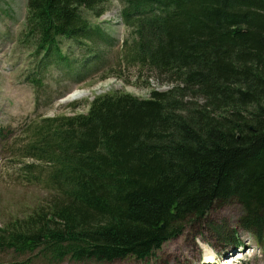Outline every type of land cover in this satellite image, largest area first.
<instances>
[{
  "label": "trees",
  "instance_id": "1",
  "mask_svg": "<svg viewBox=\"0 0 264 264\" xmlns=\"http://www.w3.org/2000/svg\"><path fill=\"white\" fill-rule=\"evenodd\" d=\"M110 1L27 0L22 43L36 87L52 67L76 78L103 62L114 39L93 19ZM119 1L130 29L120 65L172 87L148 98L111 91L86 113L32 122L24 156L47 168L26 164V179L44 181L53 197L0 227V251L48 263L144 260L234 200L264 254V0ZM237 233L221 235L240 245Z\"/></svg>",
  "mask_w": 264,
  "mask_h": 264
},
{
  "label": "rangeland",
  "instance_id": "2",
  "mask_svg": "<svg viewBox=\"0 0 264 264\" xmlns=\"http://www.w3.org/2000/svg\"><path fill=\"white\" fill-rule=\"evenodd\" d=\"M121 8L119 0H112L106 12L99 19H93L95 25L102 26L114 39L113 45L102 48L105 59L99 66L90 74L76 78L64 68L52 67L46 72L44 86L36 87L30 81L36 73V60L31 55L32 50L22 43L27 0H0V227L28 216L38 207L50 203L53 197L54 191L44 181L32 183L26 179V164L39 165L37 174L47 168V165L24 156L32 122L39 120L40 116L86 113L95 97L111 91L148 98L153 89L165 91L172 87L165 77L148 69L120 65L121 45L130 36V29L119 16ZM61 45L66 52L69 43L63 41ZM70 54L76 57L79 51L74 49L69 51ZM75 91L90 94L63 101ZM243 213V207L237 201L218 202L202 220L189 221L181 235L165 242L154 255L144 260L48 263L31 254L1 250L0 264L21 262L27 258L32 259L31 264H222L219 256L239 251L235 243L223 239L221 234L226 230L228 234L237 230L238 239L245 244L242 249L246 248L243 257L239 255L241 252L235 254L232 258L237 259L230 264H264V254L255 237L239 226L238 220ZM213 224L221 226V232L214 231Z\"/></svg>",
  "mask_w": 264,
  "mask_h": 264
},
{
  "label": "bare ground",
  "instance_id": "3",
  "mask_svg": "<svg viewBox=\"0 0 264 264\" xmlns=\"http://www.w3.org/2000/svg\"><path fill=\"white\" fill-rule=\"evenodd\" d=\"M112 1V0H111ZM43 19V18H42ZM99 87V86H98ZM90 94V92H88V91H75V92H73V93H71V94H69L67 97H65V99L63 100L64 102H66V101H72V100H74V99H76V98H78V97H83V96H86V95H89ZM235 255V254H234ZM233 255V256H234ZM240 255V257H241V255H243V254H239ZM239 255H238V257H239ZM235 259V258H234ZM231 259H229V258H224V260H223V262H222V264H230V263H232V261L233 260H231ZM210 262V261H209ZM213 262H216L215 260H213Z\"/></svg>",
  "mask_w": 264,
  "mask_h": 264
}]
</instances>
